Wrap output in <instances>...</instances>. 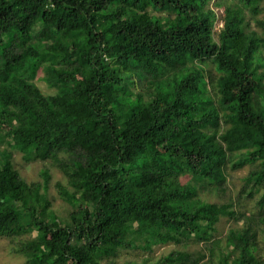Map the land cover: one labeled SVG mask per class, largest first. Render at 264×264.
Here are the masks:
<instances>
[{"label":"trees","instance_id":"trees-1","mask_svg":"<svg viewBox=\"0 0 264 264\" xmlns=\"http://www.w3.org/2000/svg\"><path fill=\"white\" fill-rule=\"evenodd\" d=\"M263 1L215 0L214 32L211 0H0V144L42 164L26 181L0 151V238L15 254L264 264ZM51 161L67 179L60 213Z\"/></svg>","mask_w":264,"mask_h":264},{"label":"rangeland","instance_id":"rangeland-1","mask_svg":"<svg viewBox=\"0 0 264 264\" xmlns=\"http://www.w3.org/2000/svg\"><path fill=\"white\" fill-rule=\"evenodd\" d=\"M215 0H211L210 5L214 8V11L216 12V19L213 25V31L217 32L218 29L222 25L221 17L223 15V6H213L212 3ZM228 1V0H225ZM264 4V1L262 2V5ZM253 22L251 23V26H253ZM216 38V36H215ZM38 78L35 79L36 85L40 88V90L44 93H52L54 90L50 86L47 85V82L44 81L42 77V73L38 72L37 75ZM0 151H6L10 154V161L13 164V167L19 170L20 175L26 180V181H41L40 172L42 170V164L41 161L37 159H31L27 162L23 160V154L20 151L14 150L13 147L9 146L8 144H0ZM49 173H50V185L48 189V195L51 197H56V200L52 202V209H54L56 212L60 213L63 210V201L61 198L57 196V191L55 188V183L60 182L61 184H66V177L61 172V170L56 166V163L51 161L50 164L47 167ZM248 171V167L244 166L232 173V180H230V190L236 189L243 177L246 175ZM253 200H249L248 207H251L253 205ZM219 229L221 233H224L225 229L227 228V225L225 223V220H221L219 223ZM12 244L10 241L6 238H0V264H26L24 261V258L19 255L15 254L12 250ZM171 244H164V245H158L155 247V254L159 255L160 253L166 252L171 248ZM139 259L135 258L133 254L131 253H123L120 257L117 258L118 264H123L126 260H134Z\"/></svg>","mask_w":264,"mask_h":264}]
</instances>
